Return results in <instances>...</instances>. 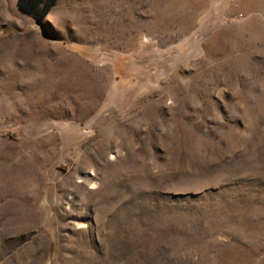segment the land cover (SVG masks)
Masks as SVG:
<instances>
[{
    "label": "rangeland",
    "instance_id": "1",
    "mask_svg": "<svg viewBox=\"0 0 264 264\" xmlns=\"http://www.w3.org/2000/svg\"><path fill=\"white\" fill-rule=\"evenodd\" d=\"M0 264H264V0H0Z\"/></svg>",
    "mask_w": 264,
    "mask_h": 264
}]
</instances>
